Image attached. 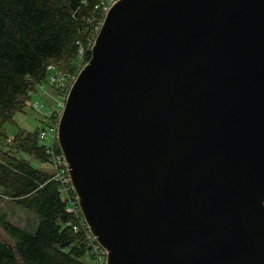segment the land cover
<instances>
[{"label": "water", "instance_id": "95a60500", "mask_svg": "<svg viewBox=\"0 0 264 264\" xmlns=\"http://www.w3.org/2000/svg\"><path fill=\"white\" fill-rule=\"evenodd\" d=\"M58 145L106 264H264V0H119Z\"/></svg>", "mask_w": 264, "mask_h": 264}, {"label": "trees", "instance_id": "16d2710c", "mask_svg": "<svg viewBox=\"0 0 264 264\" xmlns=\"http://www.w3.org/2000/svg\"><path fill=\"white\" fill-rule=\"evenodd\" d=\"M99 0H0V198L11 197L36 213L34 231L14 225L0 212V228L10 242L0 240V264H88L91 259L83 232H75L52 172L36 168L17 152L49 164L40 132L19 130L14 139L4 132L13 116L31 106L36 90L54 65L73 73L79 45L92 30L87 18ZM85 2L87 4H85ZM91 59V53L87 55ZM57 149L60 150L57 144Z\"/></svg>", "mask_w": 264, "mask_h": 264}, {"label": "built area", "instance_id": "2783aa9c", "mask_svg": "<svg viewBox=\"0 0 264 264\" xmlns=\"http://www.w3.org/2000/svg\"><path fill=\"white\" fill-rule=\"evenodd\" d=\"M119 0H99L93 7L90 15L87 18V23L94 28L93 36L90 38L88 43L78 42L79 45V61L75 66V73H66L65 71L59 69L54 65L48 66V77L44 83L37 85L36 90L29 91L28 95L35 97L40 94L44 95L47 92V88L52 86L54 92L59 95L57 97H62V101L59 102V110L54 111L52 116H49L51 122H43L42 130L40 132V142L41 145L45 146L46 154L49 160V165L52 168V179L59 186V192L63 202L66 203L68 213L73 216V222L69 223L75 232H83L88 244V253L94 264H106L107 262V252L106 250L96 241L89 226L87 225L81 209L78 203V197L75 193L72 181L68 172L67 163L61 150L57 149L58 144V127L63 109L66 104V99L69 92L76 81L80 71L89 62L87 61V55L92 52L94 42L102 28L105 18L112 8V6ZM85 4H87L85 2ZM95 33V34H94ZM81 59V61H80ZM46 104H41V101H36L31 103L33 110L41 112ZM13 139V138H12ZM11 139L8 140L10 142ZM50 143H47L50 141Z\"/></svg>", "mask_w": 264, "mask_h": 264}, {"label": "rangeland", "instance_id": "374dc122", "mask_svg": "<svg viewBox=\"0 0 264 264\" xmlns=\"http://www.w3.org/2000/svg\"><path fill=\"white\" fill-rule=\"evenodd\" d=\"M93 30L94 28L92 27V30L89 34L90 38L93 36ZM88 41H90L89 38L86 40V43H88ZM75 70L73 73L76 72ZM58 95L59 94L57 92H54L53 87L49 86V88H47L46 94L41 96L40 94H38L31 99V103L41 101V104H46V106L42 108V111H35L31 106L26 107L23 111L17 112L13 116L12 121L4 126V132L8 136H10L11 140L14 139V136L17 135L19 130L35 134L39 130L41 125H43V122H51V120H49V116H52V113L54 111L59 110L58 104L62 101V97H57ZM50 142L51 140L47 143ZM2 145L4 144L1 142L0 146ZM8 147H10L9 151L12 152L15 156L24 158L26 161L31 163L32 166L44 169V171L48 174L52 172V168L49 164H40L33 157L19 154L14 143L12 145H9ZM0 212L4 214L14 225H17L29 231H34L39 222V218L36 213L26 209L23 205L18 203L16 199L8 196L0 198ZM0 240L10 242L2 228H0ZM85 262H87L88 264H94L90 259L87 258L85 259Z\"/></svg>", "mask_w": 264, "mask_h": 264}]
</instances>
